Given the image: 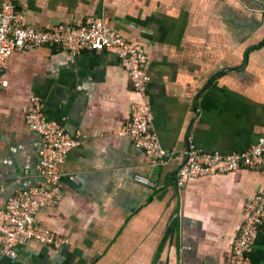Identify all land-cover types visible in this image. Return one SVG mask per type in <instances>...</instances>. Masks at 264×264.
Returning <instances> with one entry per match:
<instances>
[{"label":"crops","instance_id":"crops-1","mask_svg":"<svg viewBox=\"0 0 264 264\" xmlns=\"http://www.w3.org/2000/svg\"><path fill=\"white\" fill-rule=\"evenodd\" d=\"M262 0H16L45 29L89 17L143 46L148 104L164 163L120 135L137 94L113 54L45 45L13 51L0 91V208L42 182V142L28 129L31 96L46 120L84 142L60 165L62 197L37 220L66 239L58 250L28 243L0 264H227L245 202L264 187L256 170L180 179L191 146L218 153L264 138ZM212 77V80L209 79ZM148 179L146 184L135 175ZM66 175H78L73 183ZM264 264V224L250 254Z\"/></svg>","mask_w":264,"mask_h":264},{"label":"built area","instance_id":"built-area-1","mask_svg":"<svg viewBox=\"0 0 264 264\" xmlns=\"http://www.w3.org/2000/svg\"><path fill=\"white\" fill-rule=\"evenodd\" d=\"M264 14V0L260 6ZM18 9L16 0H0V91L8 86L3 68L13 51H25L51 45L74 56L82 52H105L117 57L129 78L137 98L130 103L129 117L120 135L127 137L137 148L151 155L155 163H164L171 157L163 147L152 125L148 104L150 75L143 46L127 40L118 31L106 26L101 18L89 17L82 24L57 23L41 29L29 24ZM29 130L39 135V167L42 182L17 191L0 208V260L17 258L18 250L28 243H38L54 250L66 242L37 220L39 211L53 206L61 199L60 165L70 150L84 142L77 130L68 134L58 123L48 121L43 104L36 96L29 98L23 108ZM3 145L0 141V151ZM240 169L256 170L264 176V138L237 152L218 153L189 147L184 161L177 168L180 179L211 177L230 174ZM67 180L79 183L78 175H66ZM134 180L146 184L148 179L135 175ZM245 216L233 240L227 264H250V254L260 227L264 224V187L245 202Z\"/></svg>","mask_w":264,"mask_h":264},{"label":"water","instance_id":"water-1","mask_svg":"<svg viewBox=\"0 0 264 264\" xmlns=\"http://www.w3.org/2000/svg\"><path fill=\"white\" fill-rule=\"evenodd\" d=\"M212 80V77L209 79V81H211Z\"/></svg>","mask_w":264,"mask_h":264}]
</instances>
